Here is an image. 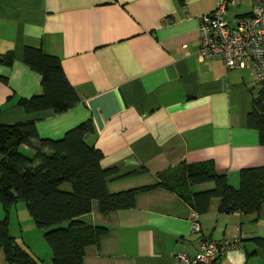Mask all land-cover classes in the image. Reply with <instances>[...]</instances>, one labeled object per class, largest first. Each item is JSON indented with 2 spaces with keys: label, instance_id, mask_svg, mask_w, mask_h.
<instances>
[{
  "label": "crops",
  "instance_id": "crops-1",
  "mask_svg": "<svg viewBox=\"0 0 264 264\" xmlns=\"http://www.w3.org/2000/svg\"><path fill=\"white\" fill-rule=\"evenodd\" d=\"M218 1L0 0V76L6 78L0 81V122L33 120L39 136L60 138L90 119L95 134L87 140L102 152L101 167L117 170L106 182L110 193L154 185L159 172L183 161L211 162L238 187L242 168L264 166V145L247 125L260 87L249 69L228 70L220 57L198 58L201 17ZM252 6L253 0H243L230 7L228 20L249 15ZM26 46L59 58L79 95L76 106L55 114L27 113L17 105L18 98L40 92L39 74L24 62ZM218 207L214 198L197 214L164 188L140 192L133 207L108 215L93 201L81 218L107 232L85 248L82 264H177L176 253L194 255L204 238L236 240L221 264H264V247L254 242L264 238V203L258 214ZM25 213V204L11 207L10 233L51 264L43 231ZM195 217L198 232L191 230Z\"/></svg>",
  "mask_w": 264,
  "mask_h": 264
},
{
  "label": "trees",
  "instance_id": "trees-1",
  "mask_svg": "<svg viewBox=\"0 0 264 264\" xmlns=\"http://www.w3.org/2000/svg\"><path fill=\"white\" fill-rule=\"evenodd\" d=\"M6 63L11 65L12 57ZM24 62L40 76V92L18 98L17 105L27 113L51 110L61 114L76 106L79 95L67 80L58 57L44 53L40 46L24 48ZM0 81L6 78L0 76ZM247 125L257 130L264 145V93L253 99ZM95 130L90 119L68 129L60 138L39 136L35 121L5 125L0 122V248L4 264H45L35 258L9 231V213L23 202L35 226L51 249V264H82L85 248L98 243L107 229L92 225L81 217L97 201L102 215L135 205L138 193L164 188L180 196L197 214L208 211L219 199L223 213L258 214L264 203V166L242 168L238 187L231 186L211 162H180L157 174L158 182L116 193L107 190V179L115 168H103L102 152L87 137ZM27 146L31 154L22 149ZM213 182V187L193 191L198 184ZM66 184L69 185L67 189ZM264 247V238H255Z\"/></svg>",
  "mask_w": 264,
  "mask_h": 264
},
{
  "label": "built area",
  "instance_id": "built-area-1",
  "mask_svg": "<svg viewBox=\"0 0 264 264\" xmlns=\"http://www.w3.org/2000/svg\"><path fill=\"white\" fill-rule=\"evenodd\" d=\"M242 1L219 0L211 12L201 17L197 54L200 60L220 57L228 70H251L264 93V0H253L249 15L229 21L228 9ZM191 230H200L196 217L191 220ZM235 243L232 239L204 238L194 255L178 252L174 258L177 264H221L223 251Z\"/></svg>",
  "mask_w": 264,
  "mask_h": 264
},
{
  "label": "rangeland",
  "instance_id": "rangeland-1",
  "mask_svg": "<svg viewBox=\"0 0 264 264\" xmlns=\"http://www.w3.org/2000/svg\"><path fill=\"white\" fill-rule=\"evenodd\" d=\"M233 12H234V9H232V13H233ZM229 18H230V17H229ZM65 186H67V189L69 188V185H68V184H66ZM20 204H21V205H20ZM19 205H20V206H19ZM23 205H24L23 202H19V203L17 202V203H16V206H17V209H18V210L22 209V208H23ZM13 210H14V209H12L11 212H13ZM24 212H26V211H24ZM18 214L20 215V218L23 219V211L20 212V213H18ZM25 214H26V213H25ZM25 216H28V215L26 214ZM15 221H16V219L14 220L13 223H15Z\"/></svg>",
  "mask_w": 264,
  "mask_h": 264
}]
</instances>
